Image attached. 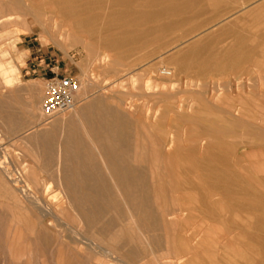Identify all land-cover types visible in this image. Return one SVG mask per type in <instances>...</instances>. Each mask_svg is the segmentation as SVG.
<instances>
[{
  "label": "rangeland",
  "instance_id": "1",
  "mask_svg": "<svg viewBox=\"0 0 264 264\" xmlns=\"http://www.w3.org/2000/svg\"><path fill=\"white\" fill-rule=\"evenodd\" d=\"M30 1L34 8L38 7L37 9L45 10L44 12L46 14L44 15V19H47L51 14L59 17L61 15L59 13L61 6L52 0ZM245 1H247V3H244L242 6L241 4H236L235 0H219L220 3L217 1L218 4L216 1L202 0V2H199L201 5L197 3L200 5V8H198L199 5L196 4V11L192 9V11L188 10V13L187 11H183L187 10L184 5H182L183 7L181 5L180 7L177 6V8H175L176 12L173 11L174 7L170 4H167L169 7L165 5L166 8H168L167 12L169 16L167 17L166 15L165 19L162 21L166 22L167 20H171V22H169V27L165 31L159 33L157 24H152L150 32L147 30L149 32H147V36H151L146 37L144 42L141 43L142 45L139 44L140 47H137L138 45H133V47L136 48L134 51H131L133 52V57L131 56V52L128 53V55L124 54L123 60H125V62H122V66L117 65L115 69L113 66L111 68V65H113V61L119 57L117 51H110L111 61L103 64L91 65L97 53L95 46L89 43L94 42L95 35H88L86 33H83L81 36L79 35L82 39L85 37L82 41L88 43L87 45L82 41L76 43L68 41L67 44H63L61 48L51 36V33L44 31V27L40 23L41 19H36L32 15H26L18 22L6 21L8 19L7 16L14 13L12 7L14 2L13 0H0V21L4 20V22L0 23V53L2 55L0 61L5 65H8V63L12 61L19 68L16 79L11 84L6 83L4 76L0 73V112H17V115L14 114L10 117L5 116V114H0V162L8 157L6 159L7 163L4 164L8 171L5 172L3 168H0V257H2L0 258V263L29 264L30 256H25L27 259L24 257L22 260H15V258H12L8 253L7 244L12 241V239L14 240L13 248L17 254H19L18 252L22 249L26 250L29 249V247L32 248H30V250H32L34 258H32L30 264H56L57 262L60 264H83L84 259H81L83 258L81 254L86 256L85 250L87 247L84 245H86L85 243L87 242L85 241L79 246V241L75 238L74 234L67 229V225L60 227L58 231L49 230L48 227L45 226L46 220L39 219V214L36 212L33 204L26 200L22 192L18 190V187H16L10 179L11 174L13 177L24 176L27 183L31 186V189L33 188L32 194L36 197L44 198L42 195V182L45 181L44 178H49L50 170H54L52 163L58 161V143L55 142L54 147L51 146L52 144L50 143L48 145L47 141H50L49 139L52 137L43 134L45 129L51 126L50 116H47L42 110L46 97L47 82H44L42 85L43 100L41 99L42 102H39V111L37 110V112H35L34 108H32L36 102L34 98V82L39 83V80H35L36 76L32 73L26 75L29 69H25L32 65L36 68L40 61L49 57L58 60L60 62L58 65L65 69L66 73L75 76L80 82L82 81L83 73H87V78L97 84L96 89L98 91L96 90V96L103 97L105 100L102 107L109 106L116 109L120 105V102H126L128 108L130 107L131 113L133 112L132 114L135 115V119L134 117L128 116L127 119L121 122H117L114 117H110L112 120L108 118L107 127L109 130H112V137L111 134L109 138H106L105 136L107 135L105 134H99V137L102 136V140L100 141L104 142L101 143L98 140L97 145H99V143H101L100 145L105 144L107 146H112L113 144L112 147L124 145L126 148L129 147V149H127L131 154L136 151L142 153L143 155L137 158L140 161L152 163V160L153 162L157 160L160 166V169L155 175L157 177V185L167 203H169L173 197L182 199L181 202L191 200L194 202V206L196 204L198 211L190 220L204 223L203 221H205L206 218L207 221H205V223H207V225L210 221L209 225L212 227L219 225V228L216 227L217 229L221 227V229L233 231L235 245L240 240L242 246L245 247H241L243 248L241 257L231 254L228 256V259H221L220 257L219 260L216 261L211 259L210 256L207 257V254H200L198 256L200 258L199 264H264V195H262L264 194V155L262 156V154H264V151H262L264 150V130L262 129V131L246 121L264 115V0ZM179 9L181 10L178 12ZM180 13H182L183 16H180ZM68 21L69 20H66L64 23L68 24ZM161 34L163 36H161ZM197 44L200 46L199 49ZM186 60H188L189 64L185 62ZM200 64H202V66L203 64L209 65L205 73H199L200 66L198 65ZM187 67L189 68L186 69ZM164 69H166L169 75L162 74ZM235 80L239 83L245 82L247 90H249L251 86L252 88L249 92H245L241 88H236L234 90L233 86ZM26 89L27 91H25ZM32 90H34V92ZM100 92L103 93V95ZM79 99V97L76 99L78 101L76 107L82 106L81 104L83 101H79ZM102 107L99 106V108H95L93 111L101 112L100 109H103ZM239 107L242 109L241 114L243 117L238 116L239 114L234 112V109ZM31 109H33V111ZM120 109L124 112L122 106H120ZM16 120L22 123V128L24 129L22 132L11 131ZM164 122L166 124H164ZM94 124L88 125L87 128H89V131L91 128L92 131L97 127V124ZM79 127L78 125L80 135L86 137V133ZM198 127H200V129ZM145 129H147V131H145ZM116 130L117 132H114ZM34 135L35 137L37 136L36 139ZM95 136L98 137V134L95 133ZM115 136L117 137L115 138ZM110 138L113 139L111 140ZM36 142H39V144ZM170 143L173 145L171 146ZM46 144L47 146H45ZM132 145H135V147H132ZM24 146L27 147L26 149H28V151L23 149L25 148ZM49 146L52 149H50ZM139 146L140 150L137 149ZM187 146H189L188 148L190 149H188ZM204 147L205 149H203ZM53 148L57 149L55 150ZM43 149V152L49 153V155L51 154V157H49L51 165H48L47 169L45 168L46 171L50 169L48 170L49 173L42 170L43 164H41V160L45 158L40 156L43 154ZM250 149L255 150L251 152L252 150ZM23 150L25 152H23ZM184 150L187 152L184 153ZM199 150H201V152ZM36 151L39 152L36 155L39 154V157L42 159H38V157L37 160H33L34 157L30 155V153H35ZM90 152L95 154L92 160L100 163L102 158L99 156L97 150L91 147ZM153 153L156 154L154 155ZM256 153L257 155L259 154V158L256 157ZM175 154H177L178 158ZM189 154L192 156L190 155L189 157ZM216 154L218 155L216 156ZM157 155L159 156L157 157ZM244 155L247 158L249 156L251 158L246 159ZM164 156H166V158ZM219 156H221V158ZM164 158L167 159V161L164 160ZM198 158L199 161L197 162ZM128 159L133 160L132 157ZM190 159L193 160L191 161ZM256 160V165L254 163L252 165L250 164V161L252 163ZM178 162L180 165L177 164ZM185 162H187V164ZM237 162H240V164H237ZM224 166H226V168H224ZM236 166L238 168L242 167L243 170L240 171L246 174L243 175ZM244 166L245 168H243ZM252 166L254 168H251ZM28 168H30V170ZM33 169L37 172L35 173L38 177L40 175L39 179L41 184L39 182V184L36 185V183L30 179L31 170ZM250 170L254 171L252 172L253 175ZM221 171L225 172H223L225 177L223 173H220ZM247 171L251 174L249 175ZM227 172H230L229 174L232 177ZM208 174L210 175L209 177ZM225 174H227V177L230 176L227 178L229 182L225 179ZM202 175H204V177ZM241 175L242 177L240 178L239 176ZM247 175L249 177L245 179ZM150 176L151 174L147 173V179L149 181H151L149 179ZM194 177H196V179H194ZM210 177L214 180L212 179L209 181L211 179ZM252 177L255 178L251 179ZM216 178L219 180L217 181ZM243 178L244 181L242 180ZM234 179L237 181V184L239 181L238 185H236ZM250 179L252 181H250ZM182 180L189 182V185H186L187 189H182V193L178 192L172 194L173 192L171 190L174 188V184L178 181L183 182ZM245 180H248V182L246 183ZM254 181L255 183L257 182L258 186H256L257 184H255ZM250 182L252 185L255 184V186H253L255 189L249 187L251 186ZM206 183L207 185H205ZM21 184L24 185V183ZM211 184H213V189L210 187ZM232 184H234V187H232L230 191H226L225 188L227 186L231 187ZM239 185H242L241 187L243 188L241 189ZM56 187L57 186H54L53 191L57 190ZM214 187L216 188L214 189ZM257 189H262L261 194H259L260 191H257ZM234 190L237 193H235ZM226 193L227 196L225 195ZM243 194L245 197L242 196ZM247 194L253 197H249ZM190 195H194L195 199L194 196L192 197ZM233 195H235V197H233ZM257 196L260 199L262 198V202L260 199L257 200ZM187 197L189 198L188 200ZM236 197L240 199H233ZM183 199L185 201H183ZM23 200L25 201L23 202ZM241 203L243 204L241 205ZM224 212H226V216H224ZM221 215L223 217H221ZM237 215L239 217L241 216V218H238ZM222 224L223 226H221ZM67 233L69 234L67 235ZM242 235L245 237L243 238ZM240 236L242 237L240 238ZM59 240L62 243L56 245L55 242ZM32 242H36L37 245L35 244V246L37 249ZM30 243L32 246H30ZM238 245H240V243ZM52 247H54L55 250L54 248L52 249ZM262 254L263 256H261ZM99 257H101V255ZM232 257L236 258L233 260ZM148 259L149 258H146V261ZM188 260H190V263L194 259L189 258Z\"/></svg>",
  "mask_w": 264,
  "mask_h": 264
},
{
  "label": "bare ground",
  "instance_id": "2",
  "mask_svg": "<svg viewBox=\"0 0 264 264\" xmlns=\"http://www.w3.org/2000/svg\"><path fill=\"white\" fill-rule=\"evenodd\" d=\"M52 1H54L55 3H57L61 6L60 11H59V13L61 14L60 17L57 15L51 14V15H49V17L47 19H44V15L46 14L44 12L45 10L37 9L38 7L34 8L31 4L30 0H13L14 4L12 7L14 9L13 10L14 13L8 15L7 16L8 19L6 21L18 22L19 20H22V17H24L26 15H32L36 19H41L40 23L44 27V31L50 32L51 36L54 38L56 43L61 48L63 47V44L64 45L67 44L68 41H73V43L82 41L85 38L84 36H83L84 37L83 39H82V37H80L83 33H86L88 35H95L96 37H95L94 42L89 43L90 45L95 46L96 53H97L95 58L92 60L91 65H94V64L97 65L100 63L103 64V63H107V62L111 61L110 51H117L119 53V57L116 59L114 58L115 60L113 61V65H111V68L113 66V68H115V69H116L117 65L122 66L123 65L122 62H125V60H123L124 54L128 55V53H130L131 51H134V49H136L135 47H133V45H136V46L138 45L137 47H140L139 44L143 43L144 39L146 37L151 36V35L147 36V32H148L147 30H149V32H150V27L152 26V24H157V28H159V33L165 31L169 27V25H170L169 22H171V20L170 21L167 20L166 22L162 21L163 19H165L166 15H167V17L169 16L168 12H167L168 8H166L165 5L170 4L172 7H174L173 11H175V8H177V6L180 7V5L181 6L184 5V7L187 10H183V11H185V12L187 11V13H188L190 10L192 11V9H195V11H196L197 5H199V4L201 5V3H199V2H202V0H52ZM210 1H212V2L218 1L219 2V0H210ZM218 2H217V4H218ZM197 3H199V4H197ZM206 3H208V2H206ZM235 3L241 4L243 6V4L247 3V1L235 0ZM168 5H167V7H169ZM200 5L198 8H200ZM2 9H4V8H2ZM15 10H16V12H15ZM180 10L181 9H179L178 12ZM10 12H11V10H10ZM193 14H194V12H193ZM173 16H174V14H173ZM180 16H183V14L180 13ZM2 18H4V17H2ZM60 19H61V21H60ZM66 20H69L68 24L64 23V21H66ZM2 22H4V20L0 21V23H2ZM16 24H18V23H16ZM153 27H155V26H153ZM2 28H4V27H2ZM53 28H54V30H53ZM155 29H153V30H155ZM155 33L158 36H160L157 32H155ZM161 36H163V35L161 34ZM84 44L87 45L88 43H84ZM197 47H198V49L200 48V46L198 44H197ZM195 52L197 53L196 50H195ZM132 53L133 52H131V56H132ZM196 53H194V54H196ZM1 57H2V55L0 53V58ZM125 59H126V57H125ZM192 59H193V57H192ZM192 59H190V60H192ZM185 62L189 64L188 60H186ZM198 66H200L199 73H205V71H207L206 68L208 69V67H209L208 64H203V66H202V64H200ZM211 67H215V66H211ZM120 68H122V67H120ZM188 68L189 67H187L186 69H188ZM18 70H19L18 66L15 63H13L12 61H10L8 63V65L7 64L5 65L0 61V73L4 76V80L6 81V83L11 84V83H13V81H15L16 74H17ZM211 70H212V68H211ZM84 74H85V72L83 73V78H82V81L80 82L81 87H80V90L78 91L77 97H76V99L78 97L80 98L79 101H83V103L81 104L82 106L76 107V104L78 102L76 100L75 106L72 109L60 111V112H57V113L51 115L49 117V119H51V121H50L51 126H49L45 129V131H44L45 133L43 132L44 135L46 134L47 136L52 137L51 139H49L50 141H47L48 145L50 143V144H52L51 146L54 147L55 142L58 143L57 144V148H58V150H57L58 151L57 152L58 153L57 154L58 159L57 160L58 161H54L55 159L53 160L54 162L52 164H53L54 170L48 169L51 171L49 174L50 176H49V178H46V179L44 178L45 181L42 182L43 183L42 195L44 198H39V197H36L34 194H32L33 188L31 189V186L27 183V180H26V178H24V176L13 177L11 174V178H10L11 181H13L15 186L18 187V190H20L22 192V195L26 198V200L30 201L33 204L36 212L39 214V219L40 220H46L45 226L48 227L49 230L51 229L54 231H58V229L60 227L67 225L68 226L67 229L70 230L74 234L75 238L79 241V243H78L79 246H81L82 243H84L86 241L87 243H85V244L87 246L83 244L85 247H87V249L85 250L86 256L81 254L83 257L81 259H84L83 264H197V263L199 264L200 258L198 256L200 254H207V257L210 256V258L215 260V261L219 260L220 257H221V259H224V258L228 259V256H230L231 254H234V255L241 257L242 252H243V248H241V247H244V246H242L240 240L235 245V242H234L235 240L233 238L234 237L233 231L221 229V227H220V229H217V228H219V225L216 226L217 228L212 227L211 225H209L210 221L207 225V223H205V221H207L206 218H205V221H203L204 223H202V222L199 223L196 220L195 221L190 220L191 218H193L195 216V213H197L198 208H196V204H195V206L193 205L194 202H192L191 200H188L189 199L188 197H187V200H188L187 202H181L182 199L173 197L172 200L169 203H167V201L164 199V196H163L160 188L157 185L158 182L156 179L157 177L155 175H156V172L160 169V166L157 163V160L154 162L152 160V163L140 161L137 158L142 156L143 154L138 152V151L131 154L128 152L129 147H127L128 148L127 149L126 146H124V145H118L117 147H112L113 144H112V146H107L105 144L100 145L104 141L103 142L100 141V140H102V138H101L102 136L99 137V134H102V135L105 134V135H107L105 137L109 138L110 134L112 133V130H109L107 127L108 118L110 119V117H114L117 122H121V121H124V119H127L128 116H130L132 118L134 117V119H135V115L132 114L133 112L131 113V111L129 109L130 107L128 108L126 102H120V105L116 109H114L113 107L111 108L108 105H106L108 107H102L103 106L102 104L104 103L105 100L103 99V97H97L96 96V92L98 91L96 89L97 84H95L89 78H87V73L85 75ZM172 81H173V79H172ZM34 83H35V85L38 84L36 82H34ZM246 87L247 86H245V82L239 83L236 80L234 81V86H233L234 90L236 88H239V89L241 88L243 91L249 92V90L252 88V86H251V88L249 90H247ZM209 89H211V88H209ZM183 90H185V89H183ZM236 93H237V91H236ZM101 94L103 95V93H101ZM231 94H232V92H231ZM169 97H171V96H169ZM40 102H42V101H40ZM38 105H39V101L35 102V104L32 107V108H34L35 112H37V110L39 111V109H40V107H38ZM99 106H101L103 108V109H100L101 112H94L93 110L95 108H99ZM120 106L123 107L122 110H124V112L121 111ZM31 110L33 111V109H31ZM67 112H69V113H67ZM234 112H237L239 114L238 116L243 117L241 114L242 109L240 107L234 109ZM255 112H257V111H255ZM110 120H112V119H110ZM246 121H248L251 125L258 127L260 130H262V129L264 130V115H260L256 119L253 118V120L251 119V120H246ZM94 123L97 124L96 125L97 127L94 128V130H92L94 132L93 133L91 131L92 128L89 131V128H87V127L89 124L93 125ZM148 123H149V121H148ZM112 124H111V126H112ZM164 124H166V123L164 122ZM78 125L80 126L79 128H82L83 131L86 133V137L80 135L79 130H78ZM198 128L200 129V127H198ZM42 129H44V128H42ZM145 131H147V129H145ZM114 132H117V130ZM95 133L98 134V137L95 136ZM37 135H38V133H37ZM34 137H35V135H34ZM36 137H35V139H36ZM111 137H112V134H111ZM116 137L117 136H115V138ZM110 139L112 140L113 138H110ZM181 139H183V138H181ZM98 140L101 142V143H99V145H97ZM168 141H169V139H168ZM242 142H243V140H242ZM36 143L39 144V142H36ZM116 143H118V142H116ZM199 143H200V141H199ZM135 144H137V143H135ZM170 145H171V143H170ZM45 146H47V144ZM133 146L135 147V145H132V147ZM241 146H242V144H241ZM91 147L94 148L95 150H97L99 156L102 158L100 163L92 160V157L95 154L90 152ZM188 147L189 146H187V148ZM26 148L27 147H25L23 149L28 151V149H26ZM139 148H140V146L137 149H139ZM50 149H52V148L50 147ZM53 149H55V148H53ZM133 149H135V148H133ZM156 149H157V147H156ZM188 149H190V148H188ZM203 149H205V147ZM250 150H252V149H250ZM254 150H252L251 152H253ZM258 150H260V149H258ZM43 151H44V149L42 150L43 154H41L40 157H43L45 159L40 158L39 154L36 155L37 153H39L38 151H36L35 153H30V155H32L34 157V158L33 157H30V158H33V160L34 159L37 160L38 157H39L38 159H42L41 160V164H43L42 170L46 171V169L48 168V165H51V162H49V159H50L49 157H51L50 156L51 154L49 155V153H45ZM52 151H54V150H52ZM184 151H185L184 153L187 152L186 150H184ZM199 151L201 152V150H199ZM262 151H264V150H262ZM23 152H25V151L23 150ZM247 154H248V152H247ZM175 155L177 156V154H175ZM190 155L191 154H189L188 156L190 157ZM217 155L218 154H216V156ZM255 155H256V157L259 158V154L257 155V153H256ZM263 155L264 154H262V156ZM158 156L159 155H157V157ZM166 156H164V157L166 158ZM182 156H183V154H182ZM129 157H132L133 160L128 159ZM179 157H180V155H179ZM212 157H213V155H212ZM219 157L221 158V156H219ZM244 157H246V156L244 155ZM256 157H254V158H256ZM1 158H3V157H1ZM165 158H164V160L167 161V159H165ZM177 158H178V156H177ZM248 158H251V157L249 156ZM248 158L246 157V159H248ZM261 158H263V157H261ZM6 159L4 158V160L2 159L3 161L0 162V168H3L5 172L8 171V169L4 165L5 163H7ZM161 160H162V157H161ZM198 161H199V158H198L197 162ZM37 162H39V161H37ZM194 162H195V160H194ZM209 162H210V160H209ZM255 162L257 163V160L252 162V163L250 161V164L251 165L253 163L255 164ZM185 163L187 164V162H185ZM177 164L180 165L179 162ZM237 164H240V162L239 163L237 162ZM237 164H234V165H237ZM161 165H163V164H161ZM237 166H236V168H238ZM253 166L251 168L255 167V166L254 167ZM38 167H40V166H38ZM53 167H52V169H53ZM55 167H56V169H55ZM31 168H32V166H31ZM224 168H226V166H224ZM243 168H245V166ZM28 169L30 170V168H28ZM217 169H219V168H217ZM238 169H239V171L243 170L242 167H239ZM48 170L46 172L49 173ZM226 170H228V169H226ZM226 170H224V171H226ZM224 171H221L220 173H223ZM235 171H236V169H235ZM11 172H13V171H11ZM31 172L32 173H31L30 179L33 180L34 183H36V185H38L40 182V179H39L40 175L38 177L36 174L37 172L34 169L31 170ZM233 172H234V170H233ZM247 172H249V171H247ZM252 172H254V171H251V173ZM258 172H259V170H258ZM42 173H44V172H42ZM147 173L151 174V176L149 178L151 181H149L147 179ZM177 173H179V172H177ZM193 173H195V172H193ZM224 173H223V176H224ZM241 173L243 174V172H241ZM251 173L249 172L248 174L250 175ZM245 174H243V175H245ZM193 175H195V174H193ZM225 175H226L225 179H227L228 177L231 176L230 174H229L230 176H228V177H227V174H225ZM252 175H253V173H252ZM185 176H184V178H185ZM202 176L204 177V175H202ZM209 176L210 175L208 174V177ZM223 176H222V178H223ZM260 176H261V174H260ZM47 177H48V174H47ZM236 177H238V176H236ZM239 177L241 178L242 175ZM246 177H249V176L248 175L245 176V179H246ZM210 178H209L210 179L209 181H211L213 179L212 177H210ZM253 178H255V177H252L251 179H253ZM194 179H196V177H194ZM251 179H250V181H252ZM216 180L218 181L219 179L216 178ZM227 180L229 182V179H227ZM242 180L244 181V178ZM182 181L183 182L178 181L175 184L173 183L174 188L171 190L173 192L172 194L181 192L182 189H187L186 185H189V182L188 181L186 182L184 180H182ZM203 182H204V180H203ZM234 182H236V185L239 184V181H238V184H237L236 180ZM240 182H242V181H240ZM245 182L247 183L248 180H245ZM21 183H24V185H22ZM254 183H255V181H254ZM40 184H41V182H40ZM234 184H232L231 187L227 186L225 188L226 191H230L232 189V187H234L233 186ZM255 184H257V182ZM255 184L252 185V183H251L250 184L251 186H249V187H253V186H255ZM205 185H207V183ZM212 185L213 184L210 185L211 188H212ZM54 186H57L56 187L57 190H55V191H53ZM217 186H219V185H217ZM241 186L242 185H239V187L242 189L243 187H241ZM256 186H258V184ZM261 186H263V185H261ZM181 187H183V188H181ZM207 188H209V187H207ZM215 188L216 187H214V189ZM258 190L260 191L259 194H261L262 189L261 190L257 189V191ZM201 191H202V189H201ZM216 191H221V190H216ZM216 191H215V193H216ZM241 191H243V190H241ZM167 192H168V190H167ZM211 192H213V191H211ZM234 192H235V190H234ZM183 193H184V191H183ZM235 193H237V192H235ZM225 195L227 196V193ZM228 195H230V194H228ZM262 195H264V194H262ZM186 196H187V194H186ZM190 196L193 197L194 195H190ZM239 196L241 197L240 194H239ZM242 196H244V194ZM248 196L250 197L251 195L249 194ZM233 197H235V195H233ZM251 197H253V196H251ZM21 198H22V196H21ZM230 198H232V197H230ZM237 198L238 197L233 198V199H237ZM257 198H258V196H257ZM194 199H195V196H194ZM239 199L240 198H238V200ZM259 199L260 198H258L257 200H259ZM24 201L25 200H23V202ZM183 201H185V200L183 199ZM209 201H207V202H209ZM248 201H249V199H248ZM222 202H223V200H222ZM251 202H250V204H251ZM261 202H262V200H261ZM243 203H241V205ZM254 205H257V204H254ZM249 207H251V206H249ZM256 208H258V207H256ZM260 209H261V207H260ZM201 211H202V209H201ZM233 211H234V209H233ZM248 212H249V210H248ZM224 213H225L224 216H226V212H224ZM236 213H237V211H236ZM229 214H230V212H229ZM246 215H247V213H246ZM221 217H223V216L221 215ZM238 218H241V216L240 217L238 216ZM208 220H211V219H208ZM220 223H222V222H220ZM221 226H223V224ZM239 226H241V225H239ZM260 226H262V225H260ZM222 228H225V227H222ZM68 234L69 233H67V235ZM242 236H240V238ZM244 237L245 236H243V238ZM245 239H247V238H245ZM31 240H32V238H31ZM71 241H72V239H71ZM32 243H34V242H32ZM55 243H56V245H60L62 242L59 240ZM239 243H240V245H238ZM257 243H256V245H257ZM35 244H36V242L33 245L35 246ZM39 244H40V242H39ZM28 245H29V243H28ZM237 245H238V247H237ZM244 245H246V244H244ZM13 246H14V240L12 239V241L8 242V244H7L8 253L11 255L12 258H15V260L16 259L22 260L25 256H30L29 264L32 262V258H34V257H33L32 250H30L31 247H29V249H26V250L22 249L21 251L18 252L19 254H17L15 252ZM30 246H32L31 243H30ZM53 248L54 247H52V249ZM36 249H37V247H36ZM247 249L249 250L248 247H247ZM16 250H18V249H16ZM54 250H55V248H54ZM253 250H254V248H253ZM2 251H5V250H2ZM245 251H246V249H245ZM77 252H78V250H77ZM146 252H147V254H146ZM40 253H41V251H40ZM51 255H53V254H51ZM51 255H50V257H51ZM100 255H101V257H99ZM247 255H248V253H247ZM72 256H73V254H72ZM261 256H263V254ZM236 257H234V258H236ZM0 258H2V257H0ZM146 258H149V259L146 261ZM189 258L194 259V260H192L189 263V261H190V260H188ZM234 258H233V260H234ZM251 259H253V258H251ZM79 261H78V263H79ZM232 262H234V261H232ZM250 262H251V260H250ZM15 263H16V261H15ZM246 263H247V260H246ZM0 264H2V263H0ZM56 264H60V263L57 262ZM214 264H216V263H214ZM225 264H227V263H225Z\"/></svg>",
  "mask_w": 264,
  "mask_h": 264
},
{
  "label": "built area",
  "instance_id": "3",
  "mask_svg": "<svg viewBox=\"0 0 264 264\" xmlns=\"http://www.w3.org/2000/svg\"><path fill=\"white\" fill-rule=\"evenodd\" d=\"M59 72L57 65L49 67L51 76L47 80L46 97L43 103V111L47 116L72 109L81 87L80 81L75 76L68 73L61 75ZM162 73L169 75L166 69Z\"/></svg>",
  "mask_w": 264,
  "mask_h": 264
},
{
  "label": "crops",
  "instance_id": "4",
  "mask_svg": "<svg viewBox=\"0 0 264 264\" xmlns=\"http://www.w3.org/2000/svg\"><path fill=\"white\" fill-rule=\"evenodd\" d=\"M58 64H60V62L58 60L46 57L44 60L40 61L39 64H37L36 68H34L33 65L29 68H25V69H29L26 72V75L27 74L30 75V73H32L34 76H36L35 80H39V83L37 85H35V88H34L35 92H34V90H32L35 93L34 98H35L36 102L41 101V99L43 97L42 85L44 82H47L48 78L51 76V74L49 73V67L57 65L60 69L59 73L61 75L66 73V70L61 68L60 65H58ZM32 68H34V69H32ZM25 91H27V89ZM16 113L17 112H0V114H3V115L5 114V116H8V117H10L14 114L17 115ZM23 130L24 129L22 128V123H20L19 121L16 120L15 123L13 124V129L11 131L22 132Z\"/></svg>",
  "mask_w": 264,
  "mask_h": 264
}]
</instances>
